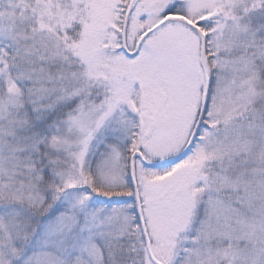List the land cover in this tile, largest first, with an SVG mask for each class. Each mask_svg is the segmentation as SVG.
Listing matches in <instances>:
<instances>
[{"label":"snow or ice","instance_id":"snow-or-ice-1","mask_svg":"<svg viewBox=\"0 0 264 264\" xmlns=\"http://www.w3.org/2000/svg\"><path fill=\"white\" fill-rule=\"evenodd\" d=\"M0 264H264V0H0Z\"/></svg>","mask_w":264,"mask_h":264}]
</instances>
